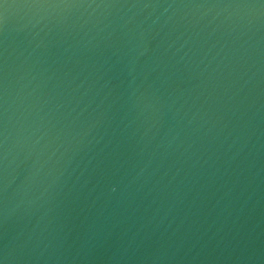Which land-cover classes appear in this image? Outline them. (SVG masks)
<instances>
[{"label": "water", "instance_id": "obj_1", "mask_svg": "<svg viewBox=\"0 0 264 264\" xmlns=\"http://www.w3.org/2000/svg\"><path fill=\"white\" fill-rule=\"evenodd\" d=\"M0 264H264V0H0Z\"/></svg>", "mask_w": 264, "mask_h": 264}]
</instances>
